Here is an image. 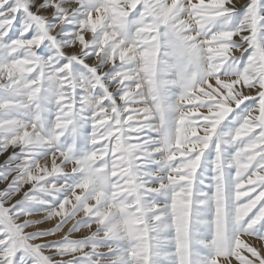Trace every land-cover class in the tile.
Segmentation results:
<instances>
[{
    "label": "snow or ice",
    "instance_id": "snow-or-ice-1",
    "mask_svg": "<svg viewBox=\"0 0 264 264\" xmlns=\"http://www.w3.org/2000/svg\"><path fill=\"white\" fill-rule=\"evenodd\" d=\"M0 264H264V0H0Z\"/></svg>",
    "mask_w": 264,
    "mask_h": 264
},
{
    "label": "rangeland",
    "instance_id": "rangeland-1",
    "mask_svg": "<svg viewBox=\"0 0 264 264\" xmlns=\"http://www.w3.org/2000/svg\"><path fill=\"white\" fill-rule=\"evenodd\" d=\"M5 158L6 157H0V163H2Z\"/></svg>",
    "mask_w": 264,
    "mask_h": 264
}]
</instances>
